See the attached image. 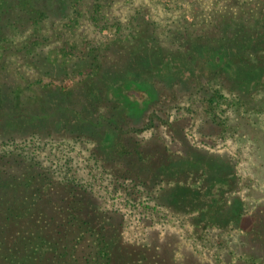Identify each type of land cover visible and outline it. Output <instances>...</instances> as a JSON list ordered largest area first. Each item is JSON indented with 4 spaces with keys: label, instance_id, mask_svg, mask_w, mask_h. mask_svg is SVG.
<instances>
[{
    "label": "trees",
    "instance_id": "1",
    "mask_svg": "<svg viewBox=\"0 0 264 264\" xmlns=\"http://www.w3.org/2000/svg\"><path fill=\"white\" fill-rule=\"evenodd\" d=\"M146 5L147 0H0V149L9 147L0 152V264H177L154 239L127 240L123 223L111 224L115 213L92 190L15 150L26 142L45 148L60 138L81 146L111 190L134 204L146 192L171 217L204 214V228L217 220L228 228L242 218L238 212L219 219L214 207L220 199L209 202L200 194L214 165L205 155L191 150L192 156L174 162L177 154L164 157L139 137L151 123L133 122L136 105L128 96L140 91L141 81L152 83L139 78V67H159ZM169 190L171 197L175 190L169 202L154 196ZM194 195L202 199L195 202ZM175 204L183 213L174 214ZM220 242L234 254L227 237ZM240 260L264 264L252 254Z\"/></svg>",
    "mask_w": 264,
    "mask_h": 264
},
{
    "label": "rangeland",
    "instance_id": "2",
    "mask_svg": "<svg viewBox=\"0 0 264 264\" xmlns=\"http://www.w3.org/2000/svg\"><path fill=\"white\" fill-rule=\"evenodd\" d=\"M147 5L143 12L152 15L159 67H139V78L152 83L141 81L140 91L128 96L136 105L133 122L151 123L139 137L164 157L177 154L174 162L193 150L205 155L214 165L200 194L209 202L220 199L214 207L219 219L238 212L242 218L228 228L224 220L204 228V214L171 217L146 192L134 204L111 190L81 146L60 138L45 148L26 142L15 150L92 190L115 213L111 224L123 223L127 240L154 239L177 264H246L240 259L247 254L264 259V0H147ZM112 32L108 27V35ZM175 190L172 197L171 190L154 196L165 195L162 202H169ZM172 209L184 211L181 204ZM223 236L235 255L218 246Z\"/></svg>",
    "mask_w": 264,
    "mask_h": 264
}]
</instances>
